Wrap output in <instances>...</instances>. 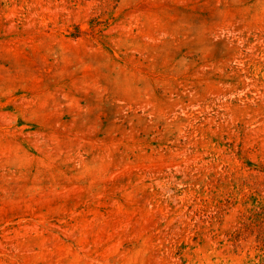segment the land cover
<instances>
[{
	"label": "rangeland",
	"instance_id": "obj_1",
	"mask_svg": "<svg viewBox=\"0 0 264 264\" xmlns=\"http://www.w3.org/2000/svg\"><path fill=\"white\" fill-rule=\"evenodd\" d=\"M0 264H264V0H0Z\"/></svg>",
	"mask_w": 264,
	"mask_h": 264
}]
</instances>
